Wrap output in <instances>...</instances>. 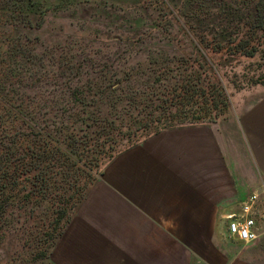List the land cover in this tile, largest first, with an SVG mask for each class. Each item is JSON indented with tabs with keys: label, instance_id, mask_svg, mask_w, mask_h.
I'll return each mask as SVG.
<instances>
[{
	"label": "trees",
	"instance_id": "obj_1",
	"mask_svg": "<svg viewBox=\"0 0 264 264\" xmlns=\"http://www.w3.org/2000/svg\"><path fill=\"white\" fill-rule=\"evenodd\" d=\"M179 1L193 7L191 21L202 27L192 34L197 48L225 59L228 65L244 58L264 66V0ZM33 6L34 0H0V50L5 49L0 59L5 71L0 94L6 91L0 95V246L13 239L19 246L0 264H51L52 250L75 209L114 156L165 128H159L165 120L176 116L180 125L201 124L205 119L213 123L229 110L224 87L204 68L207 60L198 56V49L193 59L196 67L176 86L171 84L173 76L165 83L154 69L133 89L126 84L125 72L100 66L84 72L78 66L73 71L75 65L68 64L62 74L64 88L43 87L61 95L41 94L32 102L25 95L15 98L13 79L21 78L19 71L25 66L15 67L22 60L17 57L15 43L20 39L14 32L18 24L30 27L27 17ZM79 72L89 77L86 82L74 80ZM100 77L101 82L95 81ZM44 78L43 73L38 77ZM229 81L238 91L264 86V76L253 72L242 84L235 74ZM172 103L178 107L175 116L164 108ZM28 108L35 110L28 112ZM122 129L134 131L124 136ZM118 137L136 141L115 151Z\"/></svg>",
	"mask_w": 264,
	"mask_h": 264
},
{
	"label": "crops",
	"instance_id": "obj_2",
	"mask_svg": "<svg viewBox=\"0 0 264 264\" xmlns=\"http://www.w3.org/2000/svg\"><path fill=\"white\" fill-rule=\"evenodd\" d=\"M237 101L213 123L165 127L114 156L50 263L264 264V220L241 243L222 217L264 188V86Z\"/></svg>",
	"mask_w": 264,
	"mask_h": 264
},
{
	"label": "rangeland",
	"instance_id": "obj_3",
	"mask_svg": "<svg viewBox=\"0 0 264 264\" xmlns=\"http://www.w3.org/2000/svg\"><path fill=\"white\" fill-rule=\"evenodd\" d=\"M53 1L34 0L27 17L30 27L18 24L15 28L14 37L20 39L19 44L15 43L19 51L17 57L22 60L16 61L15 67L25 66L19 71L21 78L13 79L17 90L13 94L15 98L25 95L32 102L41 94L61 95L60 91H45L44 85L47 88L56 85L64 88L66 76L62 74L68 64L75 65L73 71L78 66H81V72L91 66H100L109 72L112 69L119 73L125 72L129 76L126 84L133 89L138 88L146 74L154 69L155 76L166 80L165 83L169 76H173L171 84L176 86L180 84L179 79L186 78L191 69L196 67L193 59L197 49L198 56L206 57L204 68L209 74L212 71L224 87L229 108L240 94H248L254 89L247 86L248 90H235L228 83L233 74L236 82L241 84L252 72L255 76H264V66L258 67L256 60L240 58L238 62L228 65L225 59L207 55L205 50L197 48L192 34L194 29L202 30V27L194 25V20L191 21L195 15L193 7L182 1L127 0L124 4L104 0ZM205 9L203 7V11ZM206 12L212 10L207 9ZM25 39H30L31 43L24 42ZM4 53L5 49H1L0 59L5 57ZM28 54L31 58L27 61ZM198 59L202 62L201 57ZM164 68L172 71L166 74ZM42 73L45 80L38 79ZM81 74L74 80L79 79V83H84L89 77L85 78ZM4 78L5 71L0 67V82ZM102 79L100 77L95 81L101 82ZM0 95H6V91ZM171 105L165 104L164 108H168L167 112L175 116L178 107L174 103ZM27 110L32 111L31 108ZM204 121L209 123L207 119ZM180 122L175 116L172 121L165 120L159 128L180 125ZM129 131L134 130L122 129L124 136ZM130 141L126 137L116 138L114 150L127 147L128 142L134 144L136 139ZM7 244L0 246V261H5L10 254L19 251L14 239Z\"/></svg>",
	"mask_w": 264,
	"mask_h": 264
},
{
	"label": "built area",
	"instance_id": "obj_4",
	"mask_svg": "<svg viewBox=\"0 0 264 264\" xmlns=\"http://www.w3.org/2000/svg\"><path fill=\"white\" fill-rule=\"evenodd\" d=\"M264 188L249 195L239 207V211L223 215L227 221L228 236L241 243L257 239V222L264 220Z\"/></svg>",
	"mask_w": 264,
	"mask_h": 264
}]
</instances>
